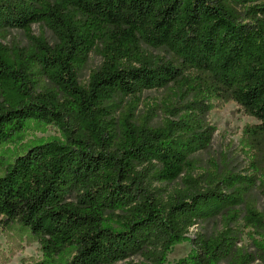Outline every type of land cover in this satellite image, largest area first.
Here are the masks:
<instances>
[{
    "label": "trees",
    "instance_id": "trees-1",
    "mask_svg": "<svg viewBox=\"0 0 264 264\" xmlns=\"http://www.w3.org/2000/svg\"><path fill=\"white\" fill-rule=\"evenodd\" d=\"M10 30L27 45L3 43ZM90 54L101 63L81 83ZM229 102L255 120L247 172L195 157L213 138L207 115ZM31 124L63 140L17 146ZM7 146L0 230H28L34 264H164L186 241L185 264H264V246L241 248L236 227L264 237L252 196H264V0H0ZM216 218L220 230L189 236Z\"/></svg>",
    "mask_w": 264,
    "mask_h": 264
},
{
    "label": "rangeland",
    "instance_id": "rangeland-1",
    "mask_svg": "<svg viewBox=\"0 0 264 264\" xmlns=\"http://www.w3.org/2000/svg\"><path fill=\"white\" fill-rule=\"evenodd\" d=\"M32 31L36 36L42 31L49 42L53 41L51 33L39 24H33ZM3 43L7 45L17 44L20 47L27 45V41L20 30H10ZM100 63L101 58L98 55H89L87 64L80 75L81 83H85L90 71L99 66ZM162 96V90L146 92L142 96V101L144 102L148 98L150 100L159 99ZM140 109L143 110V107L141 106ZM206 121L214 128V134L209 147L195 155L200 166L207 168L211 163H214L219 167H226L239 173L249 171L252 153L247 151L245 147L243 128L246 125L254 124L255 120L243 114L235 103L229 102L209 112ZM21 138V143L17 144L21 148L38 141L63 140L61 132L57 128L52 126L41 127L35 124H31ZM16 153L17 149L13 146L0 148V169L5 162L11 161ZM252 196L257 209L264 214V196L257 189L252 192ZM220 226L219 218H216L198 224L190 232V235L193 236L196 233L210 235L220 230ZM236 227L241 233L238 244L241 248L254 253L257 245L264 246V237H260L246 228L243 220H240ZM191 249L192 245L189 241L172 247L164 264H185ZM40 260H42L40 246L28 230L19 225L0 230V264H34ZM130 260L136 264H145L140 257H132Z\"/></svg>",
    "mask_w": 264,
    "mask_h": 264
},
{
    "label": "built area",
    "instance_id": "built-area-1",
    "mask_svg": "<svg viewBox=\"0 0 264 264\" xmlns=\"http://www.w3.org/2000/svg\"><path fill=\"white\" fill-rule=\"evenodd\" d=\"M192 230H193V229H191V231H192ZM191 231H190V232H191ZM189 236L191 237V235H190V234H189Z\"/></svg>",
    "mask_w": 264,
    "mask_h": 264
}]
</instances>
